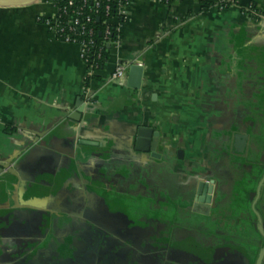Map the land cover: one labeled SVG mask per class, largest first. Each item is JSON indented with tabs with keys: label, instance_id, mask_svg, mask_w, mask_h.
<instances>
[{
	"label": "crops",
	"instance_id": "obj_1",
	"mask_svg": "<svg viewBox=\"0 0 264 264\" xmlns=\"http://www.w3.org/2000/svg\"><path fill=\"white\" fill-rule=\"evenodd\" d=\"M250 5L258 9L255 18L242 10ZM54 13L52 0L0 5V264H93L82 260L72 222L95 216L96 201L107 214L126 216L117 196L127 203L138 192L120 191L117 183L133 179L131 189L139 184L153 196L158 191L170 200L174 217L180 211L202 216L218 200L220 157L264 159V135L248 134L240 152L234 129L249 123L250 105L264 108V0H239L221 11H200L192 0L170 6L129 0L120 42L87 83L79 45L54 37L38 21ZM118 63L143 66L139 89L127 87L126 78L110 80ZM79 107L80 120L70 119ZM139 125L160 135L163 145L152 156L132 147ZM223 126L228 136L221 156ZM259 166L252 168L256 179L244 178L246 199L237 198L231 213L256 204L264 161ZM184 239L172 235L168 247L190 245L184 264H218V247ZM240 256L249 263L247 249Z\"/></svg>",
	"mask_w": 264,
	"mask_h": 264
},
{
	"label": "flooded vegetation",
	"instance_id": "obj_2",
	"mask_svg": "<svg viewBox=\"0 0 264 264\" xmlns=\"http://www.w3.org/2000/svg\"><path fill=\"white\" fill-rule=\"evenodd\" d=\"M245 112L249 116V123L236 124L234 128L236 133L246 134V136L248 134L264 135V108L250 105L245 109ZM159 137L160 135L157 145H163ZM179 150L181 149L177 150V155ZM220 154L223 155L222 152ZM224 156V158L218 159L215 166V169L218 170L216 191L218 200L212 207L213 212L207 215L185 214L174 217L170 200L162 198L158 191L153 196L152 192H146L145 187L139 184H136V189H131L130 184H135L133 179L117 183L116 189L120 191L127 190L132 194L138 192L136 198H127V203H125V198L117 196L116 202L122 204L121 210L126 216L107 214L102 205L98 203L99 201H96L95 216L78 217L74 223L72 222L73 228H76L73 233L78 236L79 241H82L80 243H83L80 244L81 253L85 255L82 260L93 262V264H105L106 261L110 264H131L132 260L136 258L140 264H163L167 261L184 264V261L189 260L187 256H190L188 254L190 245L185 246L184 244L183 248L178 250L169 249L168 247L171 245L169 239L173 235L176 238H185L184 241L186 238L194 243L197 241L207 249L218 247V256L222 255V257H218V264H244L240 256L241 249L248 250V264H252L253 258L262 259L260 264H264V189L260 190L258 200L253 207L250 205L239 206L235 214L229 210L231 204L238 203L237 198H242V201L246 199L247 191L241 192L243 180L244 178H249V181L256 179L258 174L256 175V171L252 168L260 167L259 163H262L264 159L262 155L257 159L247 157L241 160L227 154ZM240 168L250 174H244ZM206 192L207 188L199 196V198L202 196L203 200L199 201H204ZM252 193L247 197H251ZM139 195L144 198L151 196L154 200L149 202L145 200L146 198L141 199ZM105 201L110 203V196H107ZM131 210L136 214L132 215ZM203 210L205 211V209ZM192 217H218V223L213 220L195 222ZM69 230L70 228H68ZM68 231H64V234ZM213 238L217 240H213ZM217 241L218 244H216ZM225 248L230 251L224 252ZM133 249L137 251L135 255L133 252L131 253Z\"/></svg>",
	"mask_w": 264,
	"mask_h": 264
},
{
	"label": "built area",
	"instance_id": "obj_3",
	"mask_svg": "<svg viewBox=\"0 0 264 264\" xmlns=\"http://www.w3.org/2000/svg\"><path fill=\"white\" fill-rule=\"evenodd\" d=\"M95 5L98 6L100 2L103 0H93ZM114 3V11L110 14V6L107 4L104 7V15L105 18L103 20L104 25V42L106 43L107 48H111L113 45H117L120 42L121 35L119 32L120 25L126 20L128 14V3L129 0H112ZM159 4L164 6H170L174 3L180 2L182 0H156ZM195 1L199 6L205 5L207 10L214 9L217 11L224 10L232 5H238L239 0H192ZM73 0H68V5H72ZM53 4V0H52ZM226 5H228L226 7ZM54 6V4H53ZM55 13L52 16H41L38 17V21L44 23L48 29V32L54 37L61 39L66 42L77 43L79 45V56L81 61L84 63L86 67L87 76L95 75L100 69V65L94 63L89 59V51L93 46L92 40H88V42H74L70 40L69 34L65 31L67 29L74 30L77 28L80 33H88L89 35L92 33L91 30H85V24L91 21L90 15H84L82 19H84V23L81 22V18L79 17L82 13L78 10H73L67 14V18L65 19V24L63 25V21L61 20L62 14L60 10L55 7ZM64 9V8H63ZM246 9H249L247 7ZM66 13L64 9L62 11ZM115 34V39L110 40V37ZM95 52L93 53L94 57L100 58L101 48H94ZM94 59V58H93ZM128 70V65L118 63L112 70L110 74L111 81L124 80L126 78Z\"/></svg>",
	"mask_w": 264,
	"mask_h": 264
},
{
	"label": "trees",
	"instance_id": "obj_4",
	"mask_svg": "<svg viewBox=\"0 0 264 264\" xmlns=\"http://www.w3.org/2000/svg\"><path fill=\"white\" fill-rule=\"evenodd\" d=\"M53 4L55 7H57L60 10V13L62 14L61 20L64 22L65 19L67 18V14L70 13L73 10H80L81 15L79 16L81 18V22L84 23V19L82 17L84 15H90L91 21L85 24V30L89 31L91 30L92 33L89 35L87 32L86 33H80V31L75 28L74 30H68L66 27V32L69 34L70 40L74 42H88V40H92L93 46L90 48L89 51V59L93 61L94 63L100 65V68L103 67L108 53H109V48L106 47V43L104 42V25H103V20L105 18L104 15V7L105 5L110 6V14L113 13L114 11V3L112 0H103L98 4V6L95 5L93 0H73L72 5H68V0H53ZM228 5H226L227 7ZM66 10V13H63L62 11L64 9ZM207 7L205 5L200 6V11H206ZM244 13L249 17V18H255L256 17V12L257 8L255 5H250L249 9H242ZM68 12V13H67ZM98 19V20H97ZM65 22L63 23V25ZM115 34H113L110 37V40H114ZM101 48V54L100 58H95L93 53L95 52L94 48ZM94 58V59H93ZM97 78L96 75H91V76H86L85 78V83H87L90 79H95Z\"/></svg>",
	"mask_w": 264,
	"mask_h": 264
},
{
	"label": "water",
	"instance_id": "obj_5",
	"mask_svg": "<svg viewBox=\"0 0 264 264\" xmlns=\"http://www.w3.org/2000/svg\"><path fill=\"white\" fill-rule=\"evenodd\" d=\"M37 0H0V5H24ZM98 20V19H97ZM143 74V66L139 63L131 64L128 67L126 75V86L131 89H139L141 86ZM81 108L79 107L71 116L74 121L80 120ZM159 133L152 126L139 125L136 129V134L133 138L132 147L134 151L142 152V154H155L156 145L158 142ZM246 140V134H237L235 136V150L242 151ZM90 145H95L93 142H86ZM239 146V147H238ZM183 151H178V156L182 157ZM199 200H203L201 196Z\"/></svg>",
	"mask_w": 264,
	"mask_h": 264
},
{
	"label": "rangeland",
	"instance_id": "obj_6",
	"mask_svg": "<svg viewBox=\"0 0 264 264\" xmlns=\"http://www.w3.org/2000/svg\"><path fill=\"white\" fill-rule=\"evenodd\" d=\"M227 129H228V126H223V129H221V130L218 131V154H220L222 152L220 146H223L225 144V142L222 143V139H225L228 136V133L226 132ZM239 209H241V208H239ZM181 212L182 211H180V215H181ZM234 214H235V212H234ZM179 231H182V230H179ZM184 232H186V231H184ZM192 238H194V237H192ZM192 240H194V239H192ZM176 241H178V239Z\"/></svg>",
	"mask_w": 264,
	"mask_h": 264
}]
</instances>
